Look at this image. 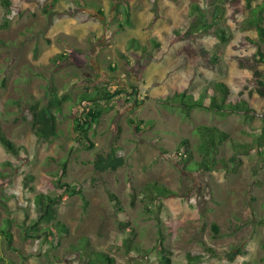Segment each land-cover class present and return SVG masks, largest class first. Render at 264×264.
<instances>
[{
  "label": "rangeland",
  "instance_id": "374dc122",
  "mask_svg": "<svg viewBox=\"0 0 264 264\" xmlns=\"http://www.w3.org/2000/svg\"><path fill=\"white\" fill-rule=\"evenodd\" d=\"M84 1L87 8L79 0H0V123L22 149L15 157L0 144V228L10 222L15 249L7 250L2 240L0 254L13 264H92L96 253L108 254L115 264H164L156 248L161 230L171 264H188V253L204 254L199 264H264V101L246 88L252 74L238 65L257 44L264 53L256 26L248 25L254 9L264 17V0H249L250 6L248 0H130V24L127 4ZM198 14L224 34L193 30ZM187 28L189 40L174 34ZM187 45L206 48L216 63L213 70L185 64ZM58 55L69 58L54 61ZM214 80L224 81L232 98L244 97L254 111L246 117L193 109L187 116L170 101L183 91L196 99ZM51 86L67 101L59 139L43 143L32 133L31 107L47 103ZM118 91L122 94L115 95ZM91 93L114 97L100 100L99 124L89 139L79 138L73 121L82 110L81 95ZM129 119L152 124L137 131ZM200 125L229 135L217 148L218 164L207 173L196 167ZM184 140L193 154L185 162L177 151ZM112 152L124 165L98 172L97 157ZM152 181L173 194L147 208L141 191ZM130 183L138 193L134 204ZM78 187L84 198L71 193ZM108 192L118 196L140 252L125 247L124 218ZM40 194L58 200L51 204L53 220L33 231ZM57 222L65 229L50 235Z\"/></svg>",
  "mask_w": 264,
  "mask_h": 264
},
{
  "label": "trees",
  "instance_id": "16d2710c",
  "mask_svg": "<svg viewBox=\"0 0 264 264\" xmlns=\"http://www.w3.org/2000/svg\"><path fill=\"white\" fill-rule=\"evenodd\" d=\"M81 7L87 8L89 5L85 4L84 0H79ZM118 3L122 2L123 4H127L124 14H125V23L130 24V16L131 9L129 7L130 0H116ZM177 2V0H173ZM220 4L226 3L228 0H215ZM248 6H250V1L248 0ZM199 12L198 7L193 6ZM197 19L192 20L191 26L193 30L200 32L202 34H224L223 31L219 30L218 27L214 25V23L207 24L204 22L202 15H196ZM264 21L263 14L257 10H253V14L251 19L248 21V25H255L257 28V35L261 42H264V27L261 25ZM122 26V25H120ZM192 31H189L188 28L184 31L176 30L174 34L176 36H182V40H189L190 34ZM223 37V35H221ZM195 57H193V54ZM64 58H69L66 55H58L56 58H53L55 61L62 60ZM183 62L187 64L191 62L193 64H200L206 69L213 70L216 63L211 59V55L209 51L202 47L201 45H192L186 46L182 52ZM239 68L242 70H248L251 72L252 76L247 79L246 88L249 87L253 89L256 94L260 97V100L264 101V70L260 68L264 65V53L260 50L257 44L256 52L248 58H241L238 60ZM115 70V69H112ZM211 86V89H210ZM211 91V92H210ZM110 93V92H109ZM122 94L121 91H118L115 95ZM129 94V93H126ZM48 100L45 105L41 103H36L31 107L32 111V133L33 135L40 139L43 143H50L54 140L59 139L60 131L58 129V121L63 116L64 104L67 101V97L59 95L56 88L51 86L48 88L47 92ZM110 97H114L113 94L106 95L98 93L91 94H82L80 97L79 106L81 107V112L79 116L73 121L72 130L77 133L79 138H88L89 131L93 130L95 126L99 124L100 118L103 114L102 110H97V106L99 105L100 100H106ZM178 107L182 108L187 112V116L189 112L193 109H205L216 112H232V113H242V115L248 117L250 112L254 111V107L250 105V103L244 97H236L232 98V91L230 87L224 82L219 80L211 81L206 87L202 88L200 95L195 99L193 95L187 94L185 91L176 92L174 96L170 100ZM129 124L135 126L137 131H141V125L145 124L144 121H136L133 119L128 120ZM152 124L151 122L146 123L145 125L149 126ZM140 125V126H139ZM195 134L199 137L200 142L197 145V151L201 155V160L196 162V167L200 171L210 172L214 170L219 161L216 159L217 148L222 145L225 141L229 139V135L227 132L219 129L216 126H207L200 125L195 129ZM264 140V133L262 136ZM89 142V141H88ZM0 144L3 148L10 154L15 157H19L21 154V148L16 146L15 143L9 139L6 134L2 131L1 123H0ZM88 149L93 148V143L90 142ZM180 151L183 161L185 162L186 157L192 158L193 154L189 146L188 140H184L180 143L179 148L177 150ZM65 163L63 164L62 171H65ZM124 165V159L121 156H118L116 152L109 153L106 157L98 156L95 161V169L98 172L105 171H115L119 167ZM4 175L0 172V179H3ZM57 183H60L58 180ZM59 188H63V190L68 191L70 188L66 184H60ZM130 195L132 197V204L137 200L138 193L135 191L132 183H130ZM33 190V188H31ZM72 194H78L82 198L81 188H74L71 191ZM141 194L144 196V201L147 203V208L149 205H153L158 202L161 198L166 197L168 195L173 194V192L166 186L152 181L148 185H146ZM109 199L114 206V210L118 215H122L124 219H122L121 227L126 229V231L122 232V236L125 239V247L129 249H134L137 252H140V245L134 241L135 232L132 228H130V221L127 218V214L123 209L121 202L117 195L108 192ZM58 199L52 198L47 195H37L35 202L38 206V210H40L41 214L39 216V221L32 226L33 231L39 230V224L42 221H46L50 223L53 220L51 214V204L56 203ZM86 203V202H85ZM87 204V203H86ZM65 229V227L57 222L50 227V235H59ZM212 229L214 232V237H217L219 234V227L216 224L212 225ZM26 236H30L29 232L25 230L24 232ZM49 238V235L48 237ZM6 242L7 250H15L12 246L13 244V234L10 230V222H7V226L0 228V242ZM85 240V239H82ZM156 248L162 254V262L164 264H171V259L169 258V250L165 247V237L163 232L160 230L157 236V245ZM207 252H212L213 250L210 248H206ZM95 258H91L90 261L92 264H115L116 261L114 258L109 256L106 253H96ZM188 264H199L204 261V254L200 253H188L186 256ZM0 264H13L2 254H0Z\"/></svg>",
  "mask_w": 264,
  "mask_h": 264
},
{
  "label": "flooded vegetation",
  "instance_id": "af4514ba",
  "mask_svg": "<svg viewBox=\"0 0 264 264\" xmlns=\"http://www.w3.org/2000/svg\"><path fill=\"white\" fill-rule=\"evenodd\" d=\"M132 90H134V87H132ZM129 93V92H128ZM135 93V95L137 96L138 94L136 93V91L134 92ZM130 94V93H129Z\"/></svg>",
  "mask_w": 264,
  "mask_h": 264
}]
</instances>
